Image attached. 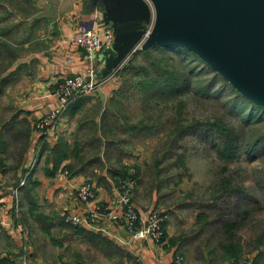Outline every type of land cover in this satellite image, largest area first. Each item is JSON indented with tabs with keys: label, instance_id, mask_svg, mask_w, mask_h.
Returning <instances> with one entry per match:
<instances>
[{
	"label": "rangeland",
	"instance_id": "rangeland-1",
	"mask_svg": "<svg viewBox=\"0 0 264 264\" xmlns=\"http://www.w3.org/2000/svg\"><path fill=\"white\" fill-rule=\"evenodd\" d=\"M158 33L152 18L140 42L110 75L115 86L108 92L111 100L105 107V121L112 130L101 132L103 142H111L108 145L111 148L108 155L104 152L103 163L97 160L88 167L78 187L91 184L95 198L89 202L95 201V182L98 173L106 168L115 189L113 196L109 192L112 196L109 203L112 210L121 211L123 225V207L114 200L119 179L132 175L130 170L138 166L140 171L134 178L130 202L142 217L159 215L165 232L162 241L169 248L170 239L178 242L174 248L181 255L182 264H252L258 255L255 264H264V141L247 148L251 139L264 130V110L236 97L232 87L216 79L199 57L188 62L191 82L184 94L161 98L139 92L132 80L135 69L126 67L146 66L149 62L142 54L149 46L170 45L161 42ZM162 51L151 52V57L164 55L174 60L183 56L182 47ZM9 57H14L10 48L0 49V79L6 78ZM12 91V86L0 90V264H139L134 255L111 238L108 245L95 244L75 232L76 228L87 226L66 222L68 207L60 199L54 201L57 192L51 202L44 198L47 183L41 172L40 148L36 147L30 158L26 156L31 142L29 131H36L37 121L30 127L23 119L11 117L7 102ZM101 109L102 104L95 102L88 106L84 116L91 119ZM178 113H181L179 118ZM220 115L226 116L227 124L241 137L240 153L233 162L226 165L217 157L203 130L186 132L171 140L172 130L178 124L212 120ZM133 126H139L140 130L134 132ZM88 128L90 138L96 137L97 129ZM86 131L80 135L86 136ZM96 149L94 145L88 146L78 156L90 158L98 152ZM73 159L76 164L77 157ZM59 171L62 174L67 171L64 174L67 176L71 173L65 167ZM112 171L124 175L116 174L113 179ZM227 177L242 190L234 188L217 193L220 181ZM74 196L85 203L78 198L76 190ZM105 206L108 207L107 203H96L93 210ZM238 208L246 209L247 214L237 217ZM2 212L8 216L2 218ZM199 214L206 218H198ZM221 221L226 225L235 221L236 226L225 231ZM87 229L108 238L99 231L100 227ZM227 241L237 242L243 248L235 262L225 259L219 246Z\"/></svg>",
	"mask_w": 264,
	"mask_h": 264
},
{
	"label": "crops",
	"instance_id": "crops-1",
	"mask_svg": "<svg viewBox=\"0 0 264 264\" xmlns=\"http://www.w3.org/2000/svg\"><path fill=\"white\" fill-rule=\"evenodd\" d=\"M152 18H156L152 0H0V29L3 31L0 38L14 52V57L8 58L6 78L0 84L13 87L7 102L12 111L11 117L23 119L31 127L57 106L55 88L59 82L94 67L97 83L94 92L75 98L46 134L29 131L31 142L26 156L30 158L34 149L40 148L41 172L48 179L44 180L47 183L44 198L48 202L57 192L54 201L60 199L61 203L67 205L66 214H87L96 203H107L108 209L100 215L97 223V227L101 228L99 231L128 250L139 264H174L178 254L174 246L169 248L166 241L155 243L149 238L132 240L129 237L120 221L121 211L111 209L109 201L115 189L106 168L98 173L95 201L83 203L74 196L78 184L85 179L88 167L96 164H87L89 158L74 164L75 152L97 143L86 131L89 126L97 129L95 139L100 140V144L97 143L98 147L95 148L103 152L109 145L103 142L101 124L106 118V104L111 100L108 92L115 86L110 75L118 67L119 59L140 42ZM82 23L93 25L102 41L106 32L111 34L108 47L97 50L92 60L86 59L82 49L71 40ZM95 102H100L102 109L95 113V117L88 119L84 116L85 110ZM81 131H86V136H81ZM59 140H64L67 149H72L74 153L63 159L55 173L50 175L52 162L48 157ZM99 155V161L103 163V153ZM66 164L75 165V171L70 173L72 176L60 173L62 167L67 168ZM136 209L140 214H145ZM1 216L6 218L8 214L2 212ZM4 224L8 225L6 222ZM9 229L8 232L11 231Z\"/></svg>",
	"mask_w": 264,
	"mask_h": 264
},
{
	"label": "water",
	"instance_id": "water-1",
	"mask_svg": "<svg viewBox=\"0 0 264 264\" xmlns=\"http://www.w3.org/2000/svg\"><path fill=\"white\" fill-rule=\"evenodd\" d=\"M152 3L161 42L193 52L244 97L264 108V0Z\"/></svg>",
	"mask_w": 264,
	"mask_h": 264
},
{
	"label": "trees",
	"instance_id": "trees-1",
	"mask_svg": "<svg viewBox=\"0 0 264 264\" xmlns=\"http://www.w3.org/2000/svg\"><path fill=\"white\" fill-rule=\"evenodd\" d=\"M3 33L0 29V35ZM169 48H175L173 45H158V46H149L146 51L143 52V56L148 59V64L146 66H133L126 68H132L134 72L132 73L133 77L132 80L135 82V85L138 86V91L145 94L146 96H157L161 98L166 97H178L181 94H184L185 92L189 91L190 88V65L188 64L189 60H197L199 59L196 54H193L192 52L187 51V49L183 48V56L182 58H176L173 60L172 57L168 56H155L151 57V52H158L163 49L162 52H165ZM9 49L7 43L0 38V49ZM158 50V51H157ZM135 55V54H133ZM179 65L180 68L177 66ZM207 70L210 73H213V76L216 77V79L220 78V81L223 83H227L232 87L233 94L236 95V97H241L248 101L249 103L253 104L254 106L258 107L261 110H264L263 107L256 104L255 102L247 99L244 97L241 93H239L228 81H226L219 73H217L214 69H212L209 65H206ZM4 79H0V83H3ZM3 85V84H2ZM0 84V90L3 88ZM205 93H207V89L205 88ZM181 113H178L177 116L179 118ZM226 115V114H225ZM218 116L213 118L212 120H206V121H194L191 123H188L186 125L178 124L176 128L172 130L171 140L174 141V139L183 133H193L198 132L199 130H203L205 133L206 138L209 139V145L213 147L214 152L216 153L217 157L222 160L223 163L226 165L233 162L235 158L240 153L241 149V137L236 132L234 128H232L230 125L227 124L226 116ZM180 119H178L177 122H179ZM105 119L103 120L101 124V130L108 131L112 130L110 127L108 128V125L106 123ZM142 128V127H140ZM133 131L140 130L139 126H133ZM104 134V133H103ZM93 141H96L97 143L100 141L96 140L95 137L92 138ZM250 143H248L247 148L251 149L254 148L256 145L264 141V130L260 132L259 134L255 135ZM94 143L95 147H98V144L100 143ZM103 143V142H102ZM111 143V142H107ZM92 144V143H91ZM2 148V146H1ZM111 146H106L104 152H109ZM1 150V149H0ZM97 150V149H96ZM80 151H76L74 155L77 157L76 161L81 162L82 157L78 156L77 153ZM99 150L96 152L92 157H90L87 160V164H93L97 160L99 161ZM74 151L72 149H67L65 141L59 140L58 143L52 148L50 151V156L48 157V160L52 162V166L50 168V175H53L55 171L58 169L59 164L62 162L63 159L66 157L73 155ZM108 155V154H107ZM68 169H71V172L75 171L73 169L75 165L73 164H66ZM133 172L132 175L133 178H136L135 176L139 175L140 168L138 166H135L133 170H130ZM48 172V170H47ZM264 172V169L262 170ZM116 174H121V172H115L113 173V178L117 177ZM122 176L124 174H121ZM264 175V173H263ZM242 190V188L238 185H234L233 181L229 177L224 178L219 183V188L217 193H223L229 190ZM215 196H213L214 198ZM243 211V213H241ZM247 210H242L238 208V211H235L237 213V217L241 214L243 217V214H247ZM239 214V215H238ZM245 217V215H244ZM198 218L205 219V215H198ZM237 220V219H236ZM235 220V221H236ZM232 222L231 225H226L224 221H221L220 224L222 227L225 228V231H228L229 228H233V226H236V222ZM240 222V221H239ZM238 222V223H239ZM62 225V223L60 222ZM231 226V227H230ZM75 232L80 233L79 235L87 237L88 240L94 241V243H103L105 245L109 244V238H103L101 234L96 233L94 231L85 229V228H76ZM165 235V232L163 233V237ZM177 240V239H175ZM177 241H174L173 239H170V245L175 247V244H177ZM220 248H222L223 253L225 255V259H228L229 261H237L240 257V254L242 253V246L238 244L237 242L227 241V243H220ZM176 252V251H175ZM177 253V252H176ZM180 255V254H178ZM181 256V255H180ZM257 258H259V255L256 256L252 264H255L257 261Z\"/></svg>",
	"mask_w": 264,
	"mask_h": 264
},
{
	"label": "built area",
	"instance_id": "built-area-1",
	"mask_svg": "<svg viewBox=\"0 0 264 264\" xmlns=\"http://www.w3.org/2000/svg\"><path fill=\"white\" fill-rule=\"evenodd\" d=\"M71 40L82 49L86 59L92 60L97 50L108 47L111 42V34L106 32L104 41H102L98 37L93 25L82 23L72 35ZM94 77L95 69L91 66L85 72L75 73L59 82L55 88L57 106L50 110L44 118L37 120L35 130L43 135L46 134L47 130L51 129L58 122L59 118L75 98L94 92L97 87ZM66 173L67 171H64V174ZM119 182V190L116 192L114 200L116 204L123 207V226L129 237L132 240L149 238L155 243H160L163 238V229L161 227L162 220L159 215L150 214L145 217L138 215L130 202L134 178L126 176L120 178ZM76 194L81 201L85 202H89L95 198L92 185L89 183L79 186L76 189ZM107 209V206L97 207L96 210L91 211L87 216L83 214H68L65 220L70 225L97 228L95 224L99 221L100 215L104 214ZM174 264H182V257L180 255L174 258Z\"/></svg>",
	"mask_w": 264,
	"mask_h": 264
}]
</instances>
